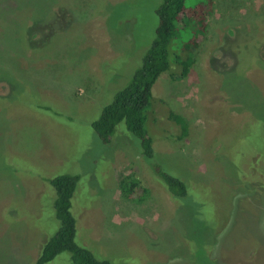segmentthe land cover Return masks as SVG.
Masks as SVG:
<instances>
[{"label":"rangeland","instance_id":"374dc122","mask_svg":"<svg viewBox=\"0 0 264 264\" xmlns=\"http://www.w3.org/2000/svg\"><path fill=\"white\" fill-rule=\"evenodd\" d=\"M160 2L0 0V264L35 263L58 228L60 174L78 176L74 239L100 260L264 264V0H186L205 4L206 27L169 42L145 110L151 157L124 121L107 143L92 129L140 68Z\"/></svg>","mask_w":264,"mask_h":264},{"label":"trees","instance_id":"16d2710c","mask_svg":"<svg viewBox=\"0 0 264 264\" xmlns=\"http://www.w3.org/2000/svg\"><path fill=\"white\" fill-rule=\"evenodd\" d=\"M185 2L186 0H161L155 8L157 26L154 40L144 55L140 68L127 85L115 92L111 102L102 108L99 117L91 124L92 129L103 143L110 140L115 126L124 121L126 130L139 138L142 154L152 156V139L144 127L145 110L150 103L153 84L169 67V42L178 25L193 22L201 30L206 27L205 18L208 13L205 4L200 2L187 6ZM198 42L199 38L190 37L183 43L182 51L190 54L192 46H197ZM185 64L188 65V62ZM187 70L188 68L185 67L183 72ZM159 177L174 195L186 194V185L180 178L166 172H162ZM77 180L78 176L71 174L56 175L50 180L55 191L54 213L58 220V228L43 243L34 264L49 262L63 252H68L75 264H110L107 260L96 258L89 249L75 242V219L70 207ZM136 185L137 181L134 178L131 180L130 175L124 176L120 182V187L124 191L132 190Z\"/></svg>","mask_w":264,"mask_h":264}]
</instances>
